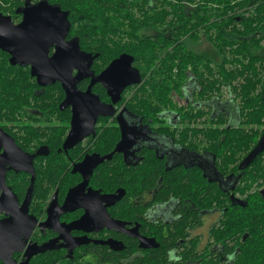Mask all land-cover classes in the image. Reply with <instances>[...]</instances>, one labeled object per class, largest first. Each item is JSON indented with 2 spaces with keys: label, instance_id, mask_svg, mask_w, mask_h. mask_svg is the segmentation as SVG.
<instances>
[{
  "label": "trees",
  "instance_id": "obj_1",
  "mask_svg": "<svg viewBox=\"0 0 264 264\" xmlns=\"http://www.w3.org/2000/svg\"><path fill=\"white\" fill-rule=\"evenodd\" d=\"M40 1L43 0H0V13L15 23L23 18L20 12L23 7ZM46 1L67 13L70 37L78 40L82 52L92 56L91 62L96 58L93 68L97 66V72L124 54L134 57V65L144 72L145 81L134 90L127 111L139 120L155 121L167 111L175 114L177 107L173 99L186 98V85L192 86L188 96L200 103L221 104L227 89L236 105L235 124L226 111L218 116L212 114V106L208 111L180 112L181 118L190 122L184 133L178 135L182 143L192 137L205 139L206 150L214 158L220 175L236 178L233 185L219 186L214 181L202 180L197 169L165 171L162 162L152 159L153 153L135 165L126 164L119 156L96 170L90 180L94 189L104 194L126 191L123 203L116 209L139 212L130 197L155 194L160 188L157 196L161 197L158 199L161 203L185 195L200 210L220 211V225L211 230L218 249L208 248L207 262H197L201 257L195 240L191 246L178 244L187 237L186 227L197 221L193 213L167 237L160 234V248L129 264H171L167 252L174 249L183 256L181 264L184 259H193V264H264V152L249 164L248 161L245 168L239 167L264 133V73L257 66L264 63V0ZM208 26L207 32L216 30L211 35H217L213 43L220 61L213 55L190 52L184 47L186 42L196 44L199 30ZM199 66L203 67L201 72H197ZM31 83L34 82L29 73L11 66L9 56L0 50L1 115L11 111L12 101L22 106L33 96ZM87 84L81 83L80 88L84 90ZM93 92L103 100L108 98L102 86H96ZM204 117L207 127H190ZM162 131L159 130L166 133ZM65 133L64 129L58 135ZM51 135H57L56 129ZM119 140L117 126L103 128L96 142L97 152L110 153ZM56 156L49 159L42 181L34 187L40 196L44 197L58 183H71L74 179L65 173L63 162L57 161ZM134 247L133 243L121 257L109 259L120 264L121 258L133 255Z\"/></svg>",
  "mask_w": 264,
  "mask_h": 264
},
{
  "label": "flooded vegetation",
  "instance_id": "obj_2",
  "mask_svg": "<svg viewBox=\"0 0 264 264\" xmlns=\"http://www.w3.org/2000/svg\"><path fill=\"white\" fill-rule=\"evenodd\" d=\"M22 20L23 18L14 24L17 25ZM218 24L220 25V21ZM208 28L209 26L199 30L195 37L196 44L186 42L184 47L190 52L213 55V58L220 61V53L213 43L217 35H211L216 30L212 29L207 32ZM69 33L65 39L68 41L66 45L77 44L78 40L70 37ZM262 49L264 53V43H262ZM55 51L54 45L49 51V56H53ZM3 52L9 56L10 65L25 69L34 83L29 85L33 88V96L29 97L24 105L18 106L17 102L12 101L9 107L11 111L7 110V114L3 115L0 111V131L6 135L0 134V248L21 249V251L12 254V259L16 264L25 263L29 254H33V256L28 264H119L116 260L109 258L121 257L123 252L134 243L133 255L130 258L125 257L119 260L120 264H129L138 258H146L149 251L160 248V234L167 237L172 229L177 228L176 225L180 226L186 216L195 213L197 221L191 222L186 227L187 237L181 239L178 244L189 243L191 246L195 240L201 257L197 262H207L209 260L208 248L218 249V245L211 237V230L220 225V211L217 209L200 210L190 202L188 196L180 195L179 198L173 196L169 201L161 203L158 200L161 197L157 196L160 188L154 191L155 194L148 193L137 199L133 195L130 197V202L138 206L139 212L129 213L122 209H116L126 197V191L118 190L114 193L115 195L120 192H124V195L114 205H108L107 202L100 205L90 204L91 218H87L85 221L81 220L87 215V209L85 207L76 208L75 203L68 205L66 201L70 190L85 183L84 194L86 196L89 191H99L91 186L92 176L99 167L105 163H111L119 156L121 161L126 164L135 165L153 153L152 159L162 162L165 171L189 172L197 169L202 180H211L219 186L220 184L225 186L232 179V183L235 184L236 178H224L220 175L214 158L206 150L205 139L192 137L188 142L182 143L178 137L184 133L186 125L190 122L188 119L181 118L180 112H190L193 109L208 111L209 106H212V114L218 116L220 112L226 111L231 115V123L235 124L236 105L233 103L232 97L222 100L221 104L220 102L213 104L206 101L200 103L193 99L192 95L188 96L192 93V86L186 85V98L173 99L177 113L172 115L167 111L158 116L155 121H141L127 111V103L134 90L145 81L144 72L133 64L138 69L142 82L124 90L121 100L113 107L115 113L108 117H99L94 133L85 137L76 146L66 149L64 144L72 129L73 106L66 103L67 95L62 84L41 86L37 77L32 75L30 65L13 64V55L6 51ZM71 56L78 59L75 60L78 68L74 70V76L80 69H85L90 64L91 77L85 78L78 85L82 92L88 90L93 77L100 75L111 64L97 72V66L93 68L96 58L94 60L92 58L90 63L88 59L84 62L81 61L79 54L77 56L71 54ZM257 66L264 73V63H257ZM192 68L189 69L190 72H192ZM202 70L203 67H197V72ZM83 82L88 83L84 90L80 88ZM96 86H102L105 89L99 83L93 86L92 92ZM188 90L191 91L188 92ZM262 91L264 92V85ZM106 95L108 98L103 100L99 97L100 101L106 105H112V99L108 96L107 91ZM120 119L122 123H120ZM206 120L207 117L197 120L190 127L203 129L208 126ZM122 124H124L129 145L122 152H115L123 138ZM113 126H117L120 130L118 144L110 153L97 152L96 142L99 139V133H102L103 128L107 129ZM53 129H56L57 135L55 136L51 135ZM64 129L66 130L65 135H58V132H63ZM161 129L166 133H160ZM262 135L264 136V133ZM263 136L258 139L249 155L264 147ZM51 141H54L52 145ZM260 142H262L261 145H259ZM263 152L264 149L256 156L250 157L249 160H254ZM249 155L241 161L240 169L250 163L245 161ZM54 156L57 161L63 162L65 173L74 176V179L71 183H58L43 197L34 187L37 188V183L42 181L44 172L49 165V159ZM209 156L211 160H209ZM89 160L95 164L91 173L82 167ZM85 174L87 175L85 176ZM73 182L75 183L73 184ZM99 192V198L104 195H114ZM209 219L212 220L208 225L207 232L199 233L205 228ZM204 234L208 235L207 241L200 236ZM38 248H45V251L35 254L34 251ZM167 254L171 264L183 262L180 251L174 249L168 251ZM184 260V264H193V259Z\"/></svg>",
  "mask_w": 264,
  "mask_h": 264
},
{
  "label": "water",
  "instance_id": "obj_3",
  "mask_svg": "<svg viewBox=\"0 0 264 264\" xmlns=\"http://www.w3.org/2000/svg\"><path fill=\"white\" fill-rule=\"evenodd\" d=\"M20 12L23 13V20L17 25L14 24L11 17L0 13V49L13 55V64L30 65L32 75L37 77L41 86L62 84L67 95L66 103L73 106L72 129L64 146L66 149L72 148L85 137L94 133L99 117H108L115 113L113 107L121 100L124 90L132 85L140 84L142 77L138 69L133 66L134 57L124 54L112 61L100 75L93 77L86 92L80 91L79 83L85 78L91 77L90 64L85 69H80L74 76V70L78 68L75 60L78 59L73 58L71 54L73 56L79 54L83 62L88 59L91 63V57L82 52L76 43L71 46L66 45L65 39L70 31L67 13L62 11L59 6L51 5L46 0L40 1L34 6L26 5ZM54 45L56 51L50 57L49 51ZM99 83L105 87L108 96L112 99V105L102 103L99 96L92 92L93 86ZM120 123H122L121 119ZM125 132L124 124H122L123 138L115 152H122L128 147L129 140ZM0 134L6 136L1 131ZM261 144L262 142L259 145ZM260 151L252 152L245 161L251 162L252 160L249 158L256 156ZM82 167L91 173L95 164L89 160ZM85 186L86 183L70 190L66 201L68 205L75 203L76 208L85 207L87 209V215L81 221L91 218L90 204L100 205L107 202L108 205H114L124 195V192H120L118 195H104L99 198V191H89L86 196L84 194ZM17 251H21V249L0 248V261L3 264H16L12 259V254ZM43 251L45 248H38L34 253L38 254ZM32 256L33 254H29L28 260L23 264H28Z\"/></svg>",
  "mask_w": 264,
  "mask_h": 264
},
{
  "label": "rangeland",
  "instance_id": "obj_4",
  "mask_svg": "<svg viewBox=\"0 0 264 264\" xmlns=\"http://www.w3.org/2000/svg\"><path fill=\"white\" fill-rule=\"evenodd\" d=\"M37 3H28L27 4V6H34V5H36ZM65 42H67L68 43V41H65ZM191 90H188V92H190ZM130 94V93H129ZM129 94H128V96H129ZM231 97V95L227 92V89H224V92H223V100H228L229 98ZM236 123V122H235ZM209 160H211V157L209 156ZM210 173H211V171H210ZM227 185L229 186V185H232V181H228L227 182ZM211 220L212 219H209L208 220V223H207V225L205 226V228L204 229H202V230H200L199 231V233H206L207 232V230H208V225L209 224H211ZM194 236H196V235H194ZM198 236V235H197ZM200 236H202L206 241H207V237H208V235L207 234H204V235H200Z\"/></svg>",
  "mask_w": 264,
  "mask_h": 264
},
{
  "label": "bare ground",
  "instance_id": "obj_5",
  "mask_svg": "<svg viewBox=\"0 0 264 264\" xmlns=\"http://www.w3.org/2000/svg\"><path fill=\"white\" fill-rule=\"evenodd\" d=\"M89 186V185H88ZM217 188V187H216ZM143 249V248H142Z\"/></svg>",
  "mask_w": 264,
  "mask_h": 264
}]
</instances>
